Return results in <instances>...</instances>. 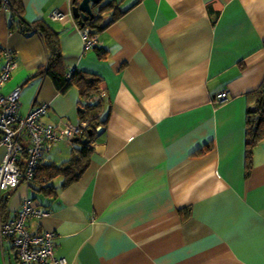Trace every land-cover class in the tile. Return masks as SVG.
I'll return each mask as SVG.
<instances>
[{"label": "crops", "instance_id": "obj_1", "mask_svg": "<svg viewBox=\"0 0 264 264\" xmlns=\"http://www.w3.org/2000/svg\"><path fill=\"white\" fill-rule=\"evenodd\" d=\"M125 1L117 0L125 12L97 34L96 47L84 50L72 16L50 19L70 12L71 0H20L26 22L53 29L66 69L102 79L105 123L88 140L79 181L60 189L62 178L52 180V198L21 180L2 195V221L25 198L48 210L26 228L53 232L55 255L67 264H264V140L248 173L244 150L248 94L264 79V0ZM13 19L0 10V49L16 63L2 92L20 87V116L48 105L42 123L77 125V90L59 93L38 73L43 41L10 30ZM81 143H54L42 161L61 164ZM15 263L5 239L0 264Z\"/></svg>", "mask_w": 264, "mask_h": 264}, {"label": "built area", "instance_id": "obj_2", "mask_svg": "<svg viewBox=\"0 0 264 264\" xmlns=\"http://www.w3.org/2000/svg\"><path fill=\"white\" fill-rule=\"evenodd\" d=\"M6 4L7 0H2L1 9L7 10ZM68 16H72L71 11L56 10L50 15V19L62 21ZM89 34L88 28L81 29L84 50L93 49L97 44L96 37H90ZM15 65L13 54L8 50L1 51L0 147L4 148L5 153L0 164V199L3 194L15 190L21 180L24 179L26 184L30 181L37 164L54 143L62 141L73 146L74 139L89 126L86 120H80L77 125L42 123L41 118L46 115L48 105L33 107L26 115L20 116L18 114L20 87L13 88L7 94L2 92ZM102 92L98 90L94 99L101 98ZM227 98L226 92L215 96L221 103ZM24 147L27 157L25 169L21 172L19 161ZM48 215V210L36 206L31 199L25 198L16 216L0 223V244L5 239L10 242L16 255L15 264H67L65 259L55 255L53 232L31 233L26 228L28 219H39Z\"/></svg>", "mask_w": 264, "mask_h": 264}, {"label": "trees", "instance_id": "obj_3", "mask_svg": "<svg viewBox=\"0 0 264 264\" xmlns=\"http://www.w3.org/2000/svg\"><path fill=\"white\" fill-rule=\"evenodd\" d=\"M6 7L7 10L11 9L18 18L17 20L13 19L10 22V30H18L21 33L34 32L37 33L43 41L46 49V62L39 69L38 73L49 77L59 93H64L70 88H75L79 97L78 104L82 109L81 120H86L89 123L88 128L81 134H78L74 139V144L75 142H82L80 147L72 148L71 154L66 161L61 164H55L53 162H43L40 160L33 172L32 178L27 182V185L32 192L46 197L55 198L57 190L50 185L52 180L58 177L62 178L60 189H64L72 183L79 181L89 167L91 150L88 148V140L94 137L96 128L105 123V119L100 118L103 107V98L97 100L94 99L97 91L102 89L103 81L99 76L91 73L66 69L63 64L58 38L53 29L44 20L29 23L26 22L22 18L23 10L20 0H7ZM1 8L2 0H0V10ZM95 8L97 10L96 12L94 10ZM92 10L95 16L93 19L88 20L84 26L89 29L90 37H96L101 30L118 19V17L125 12L119 10L117 0H111L104 5H95L92 7ZM105 13L109 15L106 22L102 18V15ZM262 49L264 51V42ZM97 52L100 59L105 57L104 52H100L99 50H97ZM248 97L250 101L246 111L244 147L246 173H248L251 166L253 148L264 140V79L258 89L249 93ZM88 130L91 132L88 133ZM26 157V148L24 147L19 161L21 172L25 169ZM5 215V201L1 198L0 223L3 222L2 220L5 218Z\"/></svg>", "mask_w": 264, "mask_h": 264}, {"label": "water", "instance_id": "obj_4", "mask_svg": "<svg viewBox=\"0 0 264 264\" xmlns=\"http://www.w3.org/2000/svg\"><path fill=\"white\" fill-rule=\"evenodd\" d=\"M102 0H71L72 17L77 21L80 27H84L88 20L94 18L92 7L100 4ZM91 131L88 130V133Z\"/></svg>", "mask_w": 264, "mask_h": 264}, {"label": "rangeland", "instance_id": "obj_5", "mask_svg": "<svg viewBox=\"0 0 264 264\" xmlns=\"http://www.w3.org/2000/svg\"><path fill=\"white\" fill-rule=\"evenodd\" d=\"M110 1H111V0H102V1L100 2V5L107 4V3L110 2ZM121 1H122V0H119L120 3H121ZM129 1H130V0H126L125 2H123V4L121 5V7L126 6L127 2H129ZM117 3H118V2H117ZM118 5H119V3H118ZM94 10H95V12L97 11L96 8H95ZM102 18H103V20H107V19L109 18V15H108L107 13H105V14L102 15Z\"/></svg>", "mask_w": 264, "mask_h": 264}, {"label": "clouds", "instance_id": "obj_6", "mask_svg": "<svg viewBox=\"0 0 264 264\" xmlns=\"http://www.w3.org/2000/svg\"><path fill=\"white\" fill-rule=\"evenodd\" d=\"M83 28V27H82Z\"/></svg>", "mask_w": 264, "mask_h": 264}]
</instances>
